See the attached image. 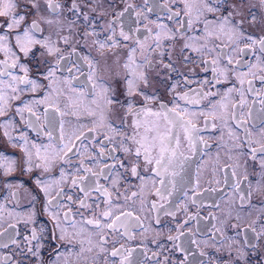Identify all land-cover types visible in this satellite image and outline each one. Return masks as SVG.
<instances>
[{"label": "snow or ice", "instance_id": "1", "mask_svg": "<svg viewBox=\"0 0 264 264\" xmlns=\"http://www.w3.org/2000/svg\"><path fill=\"white\" fill-rule=\"evenodd\" d=\"M116 2L110 0L109 7L114 8ZM149 3L143 0V7ZM169 4L183 7L174 11ZM102 7L100 0H0V130L22 153L13 159L0 152V170L5 176L16 170L28 173L35 184L34 189L25 190L30 196L26 216L0 204V264H172L171 253L182 251L181 245L165 249L153 239L158 251L148 256L151 249L146 244L141 252L140 245L128 246V242L136 239L137 229L149 231L140 213L163 211L175 216L163 203L149 201L148 195L167 201L187 162L184 150L191 152L198 144H207L196 123L200 117L205 128L209 124L215 128L217 119L225 126L230 119L244 128V144L236 146L234 163L224 165L231 169L232 177L237 176L242 156L258 160L261 170L255 187L249 182L247 193L240 195L235 217L247 221L244 232L252 235H246L241 246L239 223L228 222L230 209L221 227L215 229L219 236L216 250L227 247L230 260L226 264H248L250 253L259 256L258 264H264V247L252 243L253 239L264 240V207L255 219L250 218L256 208L254 193H264V89L257 90L253 83L258 80L264 85V0H166L163 7L168 20L179 28L153 22L156 31L152 35L153 29L145 25L152 43L136 39L131 47L125 42L133 40V29L124 17L138 6L125 4L107 20L106 11L97 14ZM158 7L153 4L148 11ZM135 15L137 20L147 19L143 11ZM246 28L261 35L253 36ZM162 37L181 45L177 60H173V47H163ZM120 48L123 61L113 51ZM81 49L87 51L82 54ZM93 51L99 58L92 56ZM249 51L260 53L257 63L247 64L246 71L231 67L234 56ZM185 52L195 53L205 71L211 68L215 83H228L234 76L240 87L232 83L220 101L210 102L207 111H195L192 106L218 93L202 89L175 92L179 85L173 83L168 91L174 94L165 101L154 80L162 74L171 79L172 73H178L177 63H191L192 57ZM153 54L158 57L155 63ZM235 65L245 66V62L237 59ZM178 74L185 85L191 83L187 75ZM233 92L240 96L236 103L231 102ZM246 93L258 98V113L248 105ZM82 116L89 118L90 127L80 122ZM67 117L76 119L70 134L66 133V125L71 123ZM253 119L260 124L255 139L248 128ZM20 126L46 137L48 143L30 140L26 132H17ZM57 130L59 136H54ZM229 136H233L231 129ZM89 140L92 142L87 143ZM245 144L247 153L241 151ZM228 159L234 158L230 155ZM57 162L61 165L58 176L52 175ZM247 165L245 160L243 180L226 177L225 182L237 192L248 181ZM36 170L39 174L33 175ZM133 180L139 183L133 184ZM12 196L18 204L19 193ZM42 216L47 217L46 222L40 220ZM160 222L157 216L155 223ZM19 225L24 226L23 234ZM182 227L177 225L178 235L167 239L179 241L184 235ZM228 229L237 235H228ZM233 249L237 253L234 259Z\"/></svg>", "mask_w": 264, "mask_h": 264}, {"label": "flooded vegetation", "instance_id": "2", "mask_svg": "<svg viewBox=\"0 0 264 264\" xmlns=\"http://www.w3.org/2000/svg\"><path fill=\"white\" fill-rule=\"evenodd\" d=\"M103 4L102 8H97V14L102 11H106L109 15L104 17V20L110 19L111 14L114 11H121L125 7V4H133L138 6L134 10H130V13H125L128 23L133 29L131 35L133 40L125 42L129 47L134 45L136 39L145 41L146 44H151L152 39L150 34L145 31V25L153 29L152 35H154L156 28L155 23H164L168 25L169 28L175 30L179 28V24L173 21L168 20L167 11L163 7L166 0H150V3L147 8L143 7V0H117L115 7H109L110 0H100ZM153 4H159L154 12H149L148 8L153 7ZM92 7H96L95 4ZM169 7H172L173 10H177V7L182 8V5L173 6L169 4ZM143 11L147 19L137 20L135 12ZM221 13H216L220 15ZM259 15V12H257ZM211 18V14L209 16ZM118 30H119V26ZM200 27V26H197ZM139 29V31H136ZM125 31H128V26H125ZM246 31L252 34L253 36L259 37L261 33L258 30L246 28ZM83 42L81 41V44ZM162 44L165 49L173 47L174 55L173 60L178 59V54L180 51L181 45L177 41L164 40L162 37ZM243 46V45H241ZM87 50L81 49V53L84 54ZM114 52L120 53V59L123 61L125 58L124 50L122 48L113 50ZM160 50L157 49V52ZM68 54V51H65V55ZM109 56H112V52L106 53ZM38 55V53H37ZM137 55H140L138 51ZM185 55H190L192 57V62L187 63L181 66L177 63L176 67L178 73L182 72L188 76L191 81L190 84L185 85L184 80L178 73H172L171 79H167L164 74L161 75L158 81L154 80V86L158 95L165 101L171 100V97L174 93L169 92L168 88L171 84L176 83L179 86L175 89V92H185L189 89H202L203 92H213L218 93L214 96H209L206 99L202 100L198 105L192 106V109L195 111L200 110H209V105L211 103H216L220 101L225 90L228 87H231L232 83H236L237 87H240L239 83L235 81V77H231L230 82L228 83H215L213 78V73L211 68L205 71V66L200 59L197 58L195 53L185 52ZM260 53L256 52H246L243 56H234L233 67L236 71H246L247 64L257 63L256 57ZM92 56L98 57V54L93 51ZM113 59L116 57L113 56ZM182 59V57H179ZM243 59L245 66L235 65V60ZM153 62L155 63L158 57L152 55ZM211 59V57H208ZM165 62H167V56H165ZM30 64H34L35 61H30ZM85 71H87L85 66ZM35 69H33V74ZM155 76V73H152ZM84 77H81L83 80ZM252 79V77H248ZM203 81H208L209 83H202ZM254 86L257 90L264 89L258 80L253 81ZM215 84V87H213ZM122 87V85H121ZM245 89L247 88V83L244 85ZM42 94V93H41ZM123 98V97H121ZM247 103L253 108L254 113L260 111V104L258 98L253 97L251 94L246 93ZM240 99V96L233 92L231 95V102L236 103ZM63 100V98H62ZM255 100V102H254ZM247 112V108L244 109ZM70 124L66 125V133L70 134L72 131V126L76 123L74 117H67ZM17 120L19 118L17 117ZM81 123L89 124V118L82 116L80 118ZM198 127L201 129L200 135L203 137L204 141L207 144H198L194 151H188L185 149V156L187 157V162L184 164L183 168L180 170V174L176 177L177 186L172 190V195L168 197L167 201H159L155 196L148 195L149 201L157 200L158 203H163L165 209L170 212H174L175 216L165 215L163 211L160 212H148L140 213L141 220L145 227L149 228V231L143 232L141 229L136 230V239L128 242V246H137L140 245V251L143 252V246L146 244L151 251L147 253L148 256L152 252L158 251L155 244H152L151 241L155 239L158 243L162 244L165 249L174 248V244H179L182 247V251L173 250L170 256L172 264H180V261L184 260L185 264H226L230 260L229 250L224 246L221 251H217L219 245L216 241L219 239V236L215 233L216 228L221 227V222L224 220L225 216L231 209L232 216L229 218V223H239L240 225V234L237 237L240 241L241 246H244L245 236H251L252 234L245 233L244 228L247 221L239 222L236 220V213L240 208V195L246 194L248 191L249 182L252 186L255 187L257 180L260 179V167L259 161H251L250 157L242 156L240 158L241 167L237 169V176L232 177L231 169L225 168L224 165L233 164L236 156V146L238 144H244L245 132L243 127H238L236 123L232 120H228L227 126L221 123L219 119L215 120L214 123L217 125L215 128L211 127V124L205 128V122L203 117H200L196 121ZM248 128L252 132L253 139L257 138V135L260 130V124L258 120L253 119L249 124ZM231 129L233 136H229V130ZM23 131L26 132L30 140H35L37 143L43 142L48 143L46 137H37L36 133L30 129L24 128L22 126L18 127L17 132ZM17 132H13V135H16ZM54 136H59V130L54 133ZM236 137L239 139L237 140ZM102 138V137H99ZM89 140L87 143H91ZM244 153L248 152L246 144L241 149ZM0 152L5 155L13 158L19 159L22 156V153L18 148H13L8 142L6 137H3L2 130H0ZM69 155H72L71 153ZM233 156V160H229V156ZM248 161L247 165V175L248 181H245L241 184L242 192H237L230 186L229 183H226V177L230 180H243V174L245 173L244 161ZM78 158L73 159V163H77ZM61 165L57 162L56 167L53 169L52 175L58 176V168ZM98 170V169H97ZM39 174V170H36L33 175ZM197 182L199 184L196 187ZM133 184H138L139 181L133 180ZM12 185L11 188L6 185ZM16 185H23L22 188H17ZM157 187L159 184L156 185ZM35 188V184L28 173H21L19 170L14 171L11 175L5 176L0 170V204L7 205V208H15L17 212H20L22 215L26 216L27 212L30 210L28 207V201L30 196L25 191L26 189L31 190ZM123 190V188L121 189ZM134 190V189H133ZM154 188L149 186V191L154 192ZM193 190L197 195L193 196ZM19 193V203L17 204L16 200L13 198L12 193ZM252 200L256 203V208L253 209V215L251 219H255L256 215L259 213L261 207H264V193H254ZM195 201V202H193ZM159 216L160 224H156V217ZM42 222L47 221V217H40ZM188 221L187 224L184 222ZM15 222V221H12ZM177 225H183L182 231L184 235L180 238L179 241H169L168 236L178 235L176 228ZM21 234L24 232V226H18ZM227 234L230 236H236L237 233L235 230L228 229ZM125 241L122 240L121 243ZM253 244H259L264 247V240L256 241L253 239ZM201 252L205 255H201ZM167 255V252H164ZM47 255V248L45 249V256ZM237 256L236 251L232 250V258L234 259ZM163 257L161 256V259ZM259 256L255 253H250L248 257V264H258ZM102 264V262H101ZM238 264H243V262H238Z\"/></svg>", "mask_w": 264, "mask_h": 264}]
</instances>
